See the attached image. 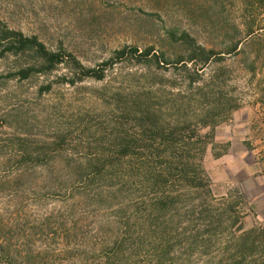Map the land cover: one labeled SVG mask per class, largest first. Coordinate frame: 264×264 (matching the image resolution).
Listing matches in <instances>:
<instances>
[{"label": "trees", "instance_id": "trees-1", "mask_svg": "<svg viewBox=\"0 0 264 264\" xmlns=\"http://www.w3.org/2000/svg\"><path fill=\"white\" fill-rule=\"evenodd\" d=\"M177 41L183 52L174 60L153 46L127 44L88 66L62 43L52 48L40 33L0 20V58L25 59L9 76L22 81L60 66L68 69L61 81L72 85L103 81L124 63H171L187 76L186 87L169 95L146 87L141 97L124 100L121 86L115 88L117 130L105 140L89 138L79 154H66L62 136L38 144L25 132L7 135L0 199L15 209L0 215V264H264V226L244 230L236 204L216 201L198 161L208 140L202 129L235 107L221 70L204 78V68L223 62L225 52L187 31ZM240 43L226 53L238 52ZM51 89L50 83L39 92Z\"/></svg>", "mask_w": 264, "mask_h": 264}, {"label": "rangeland", "instance_id": "rangeland-1", "mask_svg": "<svg viewBox=\"0 0 264 264\" xmlns=\"http://www.w3.org/2000/svg\"><path fill=\"white\" fill-rule=\"evenodd\" d=\"M0 20L27 33H40L52 48L62 43L88 66L127 44L142 49L153 46L156 53L164 52L174 60L183 52L177 37L184 31L207 48L225 52L223 62L204 68V78L208 81L214 69L221 70L223 91L235 107L220 116L215 126L202 129L208 140L198 161L216 201L226 197L236 204L244 230L264 226L257 217L259 200L243 194L249 184L242 182V176L248 172L229 156L227 132L232 111L247 106L259 88L264 90V0H0ZM239 40L238 52L227 54ZM24 62L23 58H0V149L7 145L8 134L25 132L38 144L65 137L66 154H79L89 138L105 140L106 133L117 130L111 103L115 88L121 86L122 98L127 100L131 94L141 97L146 87L158 96L186 87L187 76L171 63L162 67L124 63L110 70L103 81L72 85L60 79L68 73L65 66L24 81L9 77ZM50 83L51 91L39 92ZM124 121V127L131 128V120ZM40 176V171L34 174V185ZM14 209L8 199H0L1 216L8 218Z\"/></svg>", "mask_w": 264, "mask_h": 264}, {"label": "crops", "instance_id": "crops-1", "mask_svg": "<svg viewBox=\"0 0 264 264\" xmlns=\"http://www.w3.org/2000/svg\"><path fill=\"white\" fill-rule=\"evenodd\" d=\"M258 90V89H257ZM247 106L232 111L227 132L231 145L229 156L246 167L242 176L243 194L259 200L258 218L264 221V90L259 88ZM249 146V147H248ZM253 155V156H252ZM256 157V158H254ZM230 158V157H229ZM220 159V157L218 158Z\"/></svg>", "mask_w": 264, "mask_h": 264}]
</instances>
